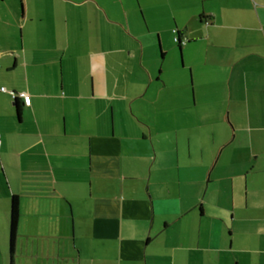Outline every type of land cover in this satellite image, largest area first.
<instances>
[{
  "label": "crops",
  "instance_id": "crops-1",
  "mask_svg": "<svg viewBox=\"0 0 264 264\" xmlns=\"http://www.w3.org/2000/svg\"><path fill=\"white\" fill-rule=\"evenodd\" d=\"M1 88L0 264L13 197V264H264V0H0Z\"/></svg>",
  "mask_w": 264,
  "mask_h": 264
},
{
  "label": "rangeland",
  "instance_id": "rangeland-1",
  "mask_svg": "<svg viewBox=\"0 0 264 264\" xmlns=\"http://www.w3.org/2000/svg\"><path fill=\"white\" fill-rule=\"evenodd\" d=\"M168 39L169 40H167L166 37H164L163 42L159 44V42L157 41V45H155L159 57V59H157V57L155 56L157 59V60L155 59L156 67H157L156 74H158V72L161 71L160 72L161 80L164 81V83H166V85H168L171 89L172 88L176 89L179 83L177 80L178 78L177 77L175 78L174 75L176 74L174 73H178V71H181L180 73L184 74L185 87L189 91V101L192 102L191 99L193 100V98L195 97V93L192 97V90L194 91V87L196 86L195 81L197 80H195L193 70L190 68V65L192 64V62L189 61L191 51L190 50L182 51V57H183L182 60L183 66H182L181 65L182 62L179 61L180 51L176 47L177 44L174 42V38L170 37ZM161 52L165 53V58L161 57ZM173 92L175 93L176 91Z\"/></svg>",
  "mask_w": 264,
  "mask_h": 264
},
{
  "label": "trees",
  "instance_id": "trees-1",
  "mask_svg": "<svg viewBox=\"0 0 264 264\" xmlns=\"http://www.w3.org/2000/svg\"><path fill=\"white\" fill-rule=\"evenodd\" d=\"M179 48H181L180 46L182 45L180 39L179 41H175ZM16 197L12 198V204H11V212H10V248H9V257H10V264H13V251L15 249V241H16V231H17V224H18V220H19V206H18V201L16 200Z\"/></svg>",
  "mask_w": 264,
  "mask_h": 264
},
{
  "label": "built area",
  "instance_id": "built-area-1",
  "mask_svg": "<svg viewBox=\"0 0 264 264\" xmlns=\"http://www.w3.org/2000/svg\"><path fill=\"white\" fill-rule=\"evenodd\" d=\"M179 39H180L179 37H176L175 41H179ZM180 41H181L182 44H185L187 42L186 40H181V39H180ZM0 91L3 92V93L4 92H7V90L5 88H1ZM12 96H13V98H16L17 97L16 94H12ZM20 96L22 98H24V101H25L26 105H30V103H31V97L29 95L20 94ZM0 144H1V142H0Z\"/></svg>",
  "mask_w": 264,
  "mask_h": 264
}]
</instances>
